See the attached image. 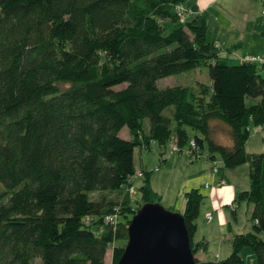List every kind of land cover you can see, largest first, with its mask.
Masks as SVG:
<instances>
[{"label":"trees","instance_id":"1","mask_svg":"<svg viewBox=\"0 0 264 264\" xmlns=\"http://www.w3.org/2000/svg\"><path fill=\"white\" fill-rule=\"evenodd\" d=\"M185 2L0 0V264H105L111 245L117 263L136 211L161 200L149 172L132 195L136 148H182L188 128L227 167L249 164L236 201L254 204L230 254L201 264H247L246 246L264 264V152L246 149L250 127L264 124V66L220 56L206 15L182 20ZM203 65L210 84H158ZM221 128L230 145L217 140ZM186 196L196 253L204 195Z\"/></svg>","mask_w":264,"mask_h":264},{"label":"crops","instance_id":"2","mask_svg":"<svg viewBox=\"0 0 264 264\" xmlns=\"http://www.w3.org/2000/svg\"><path fill=\"white\" fill-rule=\"evenodd\" d=\"M190 2L187 0L185 2L187 16L191 19L199 15H206L208 17V36H212L211 39L218 40V44L221 45V50L219 51L220 56L230 57L231 51L239 45L244 48L245 40L249 41L251 36H256L257 40L262 44L264 43L263 5L260 0H190ZM241 37H243V39L238 41V38L241 39ZM262 44L257 53L254 52L244 55L243 52H241V54H237L239 55L238 57L241 58L237 59H247L242 57L264 55V44ZM262 127L264 131V124ZM145 132L148 134L150 133L148 121L145 124ZM124 138L131 139V134L128 138ZM227 139L228 141H226ZM227 139L225 137V131L217 134V140L219 142L223 144L226 142L227 145H230V136H228ZM169 143L160 145L158 141L150 139L149 143H145L136 148V173L131 177L134 182V187L137 189L138 185L139 188L144 183L145 174L149 172L153 189L161 195L160 201L165 197L166 191L169 192L173 190L174 199L171 206L177 207L181 212H184L183 208L186 206L187 192L191 189L198 188L201 193H203L204 197L201 204V216L199 215L201 218L199 219L198 217L197 219V230L194 233L193 240L195 243L204 241L206 246L199 248L195 255L200 262L224 258L222 257L223 250H221L224 244L218 245L220 251H218L215 256L209 255L210 244L212 240H214V238L211 237L212 232L217 229L219 231V235H217L219 240L222 239V243L230 242L229 247L225 246L224 252H228L229 250L232 251V237L235 233L246 232L252 229L253 223L250 225L251 229L248 227L246 231L236 230L232 223L233 218H238L236 205L240 201H236L237 195L240 191L250 187V182L246 180V174L248 173L250 176L249 168L246 166L242 168L241 165L227 167L223 159L220 161L221 164L216 166L213 162L207 160L202 161L203 159L193 161V159L189 157V161L186 157H183V155H169L166 157L165 153L167 152ZM154 145L156 146L155 149L153 148ZM154 150L157 151L159 156L157 162L156 160H147L143 158L144 151L151 152ZM137 151L141 158L139 165L136 161ZM203 151L205 150H201L202 153H204ZM208 160H216V163H218V154L212 158L209 152ZM164 162H166V166L161 170ZM183 162L187 163L190 167L188 174L181 173L175 176L174 173L178 165ZM162 179L163 183L160 182ZM247 184H249L248 187H246ZM230 252H228V254H230ZM243 252L244 256H250L251 259L254 257L250 248H244Z\"/></svg>","mask_w":264,"mask_h":264},{"label":"rangeland","instance_id":"3","mask_svg":"<svg viewBox=\"0 0 264 264\" xmlns=\"http://www.w3.org/2000/svg\"><path fill=\"white\" fill-rule=\"evenodd\" d=\"M187 1L190 2V0H187ZM186 15L187 14H184V16H186ZM189 20H190V18H189ZM208 37H209V41H211L212 44H213V49L215 51L219 52L221 50L220 49L221 45L218 44V40L217 39H211L212 36H208ZM242 39H243V37H241V39L238 38V41H240ZM248 42H249V44H248ZM261 44L262 43L259 40L256 39V36H251L249 41L245 40L244 48H242L241 45L237 46L234 50L231 51L230 57H233L235 59L241 58V57H238L239 55H237V54H241V52H243L244 55L249 54V53H254V52L257 53L258 50L261 48ZM242 58H249V57H242ZM261 72H262V74L264 76V67L261 68ZM199 82L204 83V84H210V82H211V78H210V75H209V69L205 65L199 67L196 70H191V71H188V72H184V73L172 75V76H169V77H165V78L159 80L158 84H159V86L161 88H164V87H167V86H176V85H197ZM121 87H123V86H120L119 88H121ZM225 127L228 128V126H225ZM188 131H189V134H190V137H189L190 140L193 139L196 134L202 136L200 132H197L196 130H194L192 128H188ZM221 132H223L222 128L218 130V133H221ZM121 136L122 137H126V138H128L130 136L129 129L127 127H125L122 130ZM228 136H229V133L227 131H225L226 139L228 138ZM190 140L188 141V143L185 146L182 147L183 152L181 154L172 152L173 151V146H174L175 143L174 142H170L168 144V147H167V152L165 153L166 157H168L169 155H176V156L183 155V157H186L190 161L189 157H191V156L187 152L188 149H189ZM226 141H228V139ZM225 144H227V143L225 142ZM153 148L155 149L156 146L154 145ZM246 149L250 153H261V152H264V131H263L262 125L261 126L252 125L250 127V137H249V139L247 141ZM204 150L205 151H203L204 153H203L202 158L201 159L192 158L193 161H199V160L203 159L202 161L207 160V161L213 162L214 164H216V166L221 164L220 161H221L222 157L219 154H218V161H217L218 163H216V160H213V161L212 160H208V156H209V152H210L209 149H208V146L205 147ZM143 158H145L147 160H156V162H157L159 156L157 154V151H155V150L151 151V152L150 151H144L143 152ZM140 160H141L140 154H138V151H137L136 161H137L138 165L140 163ZM164 166H166V162L163 163L161 170H163ZM241 166H242V168H243V166H246V167L249 168V164L248 163H243V164H241ZM189 169H190V167L187 165V163L183 162L180 165H178V168H177V170H176V172L174 174H175V176H178L181 173H187L188 174V170ZM242 176H243V174H242ZM246 180H248L250 182V176L248 175V173L246 174ZM160 182L163 183V179L160 180ZM246 183H247V181H246ZM248 186H249V184H247L246 187H248ZM132 195H133V197L135 199H140L141 198V194L139 192L138 185H137V189L133 190V194ZM93 196L96 197L97 195L94 194ZM173 199H174L173 190L169 191V192L166 191L165 192V197L162 199L161 203L167 208L180 211V210L177 209V207L175 208L174 206H171L172 202H173ZM253 205H254L253 203H249L247 200H241L236 205V208L238 210V218H233V222H232L233 225L235 226L236 230L246 231L248 229V227L251 229L250 225H252V221H251L250 213L252 211ZM184 209L185 208H183V211H184ZM231 212L233 213L232 209H231ZM210 215L212 216L211 212H210ZM200 218L201 217H199V219ZM217 235H219V231L217 229H215L212 232V234H211V237H213L214 240H212V242L210 244L209 255L215 256L216 253H218V251H220L218 249V245L219 244H224V245H222L224 247H222L221 250H223L222 257L225 258L226 256L229 255L228 252L231 251V250H229L228 252L227 251L224 252L225 251V246L229 247L230 246V242L229 243L228 242L222 243L221 242L222 239L219 240V237ZM245 248H248V249L250 248V250H252V252H253L252 254H254V257H252V259H251L250 256H244V252L242 251L243 252V256L245 257V260H246L247 264H257L256 256H255V253H254L253 249L251 247H249V246H246ZM112 249H113V246L112 245L109 246V249H108V252H107V255H106V259H105V264H117L113 260V250Z\"/></svg>","mask_w":264,"mask_h":264},{"label":"water","instance_id":"4","mask_svg":"<svg viewBox=\"0 0 264 264\" xmlns=\"http://www.w3.org/2000/svg\"><path fill=\"white\" fill-rule=\"evenodd\" d=\"M128 233L117 264H201L183 213L161 201L143 203L132 217Z\"/></svg>","mask_w":264,"mask_h":264},{"label":"built area","instance_id":"5","mask_svg":"<svg viewBox=\"0 0 264 264\" xmlns=\"http://www.w3.org/2000/svg\"><path fill=\"white\" fill-rule=\"evenodd\" d=\"M262 2L263 5V10H262V15L264 16V0H260ZM178 10L180 12V14H182V20H185V8L183 6H179ZM247 60H250L252 62L255 63H259L260 65L264 66V55H258V56H253V57H249L247 58ZM174 153H182L183 150L182 148H180V146L175 143L173 146V151ZM188 154L191 156V158L194 159H201L203 156V153L201 152V149L199 148L198 144L196 143V140L193 138L190 140V144H189V149H188ZM135 190L134 188H132V191ZM108 221L114 222L115 221V216H107Z\"/></svg>","mask_w":264,"mask_h":264}]
</instances>
